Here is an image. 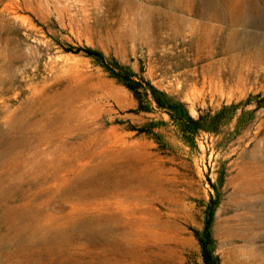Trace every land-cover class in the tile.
<instances>
[{
    "label": "rangeland",
    "instance_id": "rangeland-1",
    "mask_svg": "<svg viewBox=\"0 0 264 264\" xmlns=\"http://www.w3.org/2000/svg\"><path fill=\"white\" fill-rule=\"evenodd\" d=\"M24 1L0 0V264H264V189L243 195L264 70L229 65L264 15L197 61L190 24L132 52L95 37L103 7L84 24L76 0Z\"/></svg>",
    "mask_w": 264,
    "mask_h": 264
},
{
    "label": "bare ground",
    "instance_id": "bare-ground-1",
    "mask_svg": "<svg viewBox=\"0 0 264 264\" xmlns=\"http://www.w3.org/2000/svg\"><path fill=\"white\" fill-rule=\"evenodd\" d=\"M22 1L25 4L29 3V1ZM46 1L50 2V0ZM76 1L82 5L84 24H89L88 19L90 18L87 5L94 6L97 11L102 7L105 9L106 15H99L96 18V28L93 30L95 37L120 45L129 44L132 52L136 51L137 46L147 47L150 50L157 49L168 41L183 35L186 25L190 24L188 26L193 37L192 49L197 61L204 55L212 58L218 51L231 53L239 50L243 38L238 27L249 24L252 20L260 19L264 15V0ZM192 15L198 16L199 19H192ZM2 24L4 22L0 17V26ZM225 24H228V30ZM167 32L169 38L164 37ZM229 65L232 70L239 68L240 72L248 70L251 66L264 70V42L249 50L245 60L239 55H231ZM222 66H224L223 62L212 61L204 66V71L209 73L208 78H210L211 84L214 82L216 85H220L221 78L215 81L213 77ZM245 187L243 195L247 197L248 194L264 189V179L248 181ZM244 264L249 263L245 262Z\"/></svg>",
    "mask_w": 264,
    "mask_h": 264
}]
</instances>
